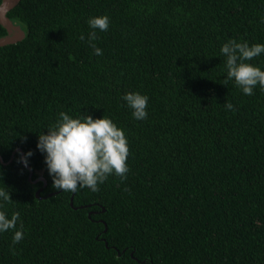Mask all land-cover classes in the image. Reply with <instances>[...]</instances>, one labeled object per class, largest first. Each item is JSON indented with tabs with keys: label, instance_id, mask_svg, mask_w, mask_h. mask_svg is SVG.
I'll return each instance as SVG.
<instances>
[{
	"label": "trees",
	"instance_id": "obj_1",
	"mask_svg": "<svg viewBox=\"0 0 264 264\" xmlns=\"http://www.w3.org/2000/svg\"><path fill=\"white\" fill-rule=\"evenodd\" d=\"M102 15L98 56L87 21ZM8 17L26 38L0 47V156L21 150L0 161V210L24 238L13 252L0 232V264H264V90L224 85L221 55L229 39L264 44V0H21ZM128 92L149 98L146 119ZM61 111L107 115L130 148L127 179L79 187L78 210L37 147Z\"/></svg>",
	"mask_w": 264,
	"mask_h": 264
},
{
	"label": "clouds",
	"instance_id": "obj_2",
	"mask_svg": "<svg viewBox=\"0 0 264 264\" xmlns=\"http://www.w3.org/2000/svg\"><path fill=\"white\" fill-rule=\"evenodd\" d=\"M91 31L87 41L95 55H103L102 49L96 46L99 39L97 30L106 32L110 25L107 15L90 17L87 21ZM84 41V35L79 37ZM264 54V44L237 42L229 39L222 45L221 55L225 57L224 68L227 78L223 84L234 81L245 95H254V89L259 86L264 90V70L250 61ZM148 97L139 92H128L122 100L132 110L137 120L148 116ZM226 110L235 111L231 101L224 104ZM56 122L47 128V134L41 132L37 147L46 153L45 163L53 179V187L63 192H75L79 187H87L91 191H99L109 176L115 175L122 181L127 179L129 168L127 160L130 148L123 129L119 128L107 115L103 118H93L91 115H81L73 118L61 111ZM28 152L27 156H31ZM27 166V158L22 156ZM0 199L12 202L10 192L0 188ZM2 207V205H0ZM20 213L14 212L9 218L7 213L0 210V232L12 230L14 246L24 238L23 224L17 229Z\"/></svg>",
	"mask_w": 264,
	"mask_h": 264
},
{
	"label": "water",
	"instance_id": "obj_3",
	"mask_svg": "<svg viewBox=\"0 0 264 264\" xmlns=\"http://www.w3.org/2000/svg\"><path fill=\"white\" fill-rule=\"evenodd\" d=\"M20 1L21 0H2V2H1V5H0V25L3 28H5V30L7 31V35L0 38V47H5V46L17 44L26 38V33L21 28V26L15 24L14 21H12L8 17V13L10 11H12L14 8H16L18 6V4L20 3ZM19 151H21V150L20 149L15 150V152L13 153V155L11 156V158L8 162H4V160L1 156H0V161L4 165L10 164L11 162H13L15 154ZM22 156L24 157V154H22ZM21 162H22L23 166L30 171L29 182L31 184H37L38 182H43L44 183L43 188H45L47 186L46 179L41 176V177H38L36 180H33V172L31 171L30 166L29 165L25 166V164L22 161V157H21ZM43 188H41L37 191L36 195L38 198H41L39 195H40L41 191L43 190ZM58 193H60V192L50 194V196H53V195L58 194ZM75 194H76V191L73 192V195L71 198V206L74 208V210H78V208L74 207V205H73ZM89 217H91V213L89 214ZM100 222H103V221L101 220ZM106 230H107V228H106ZM106 246H108L107 242H106Z\"/></svg>",
	"mask_w": 264,
	"mask_h": 264
}]
</instances>
